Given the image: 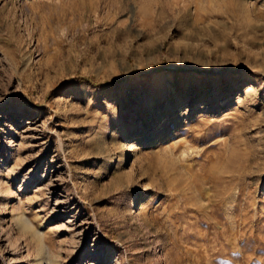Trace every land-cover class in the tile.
I'll return each instance as SVG.
<instances>
[{
  "label": "rangeland",
  "instance_id": "rangeland-1",
  "mask_svg": "<svg viewBox=\"0 0 264 264\" xmlns=\"http://www.w3.org/2000/svg\"><path fill=\"white\" fill-rule=\"evenodd\" d=\"M0 264H264V0H0Z\"/></svg>",
  "mask_w": 264,
  "mask_h": 264
},
{
  "label": "bare ground",
  "instance_id": "bare-ground-1",
  "mask_svg": "<svg viewBox=\"0 0 264 264\" xmlns=\"http://www.w3.org/2000/svg\"><path fill=\"white\" fill-rule=\"evenodd\" d=\"M128 138V137H127ZM129 147V146H128ZM233 206V205H232ZM234 206H236V205H234ZM22 225H23V228L24 229H30V227H28V225L26 224V223H24V222H22Z\"/></svg>",
  "mask_w": 264,
  "mask_h": 264
}]
</instances>
